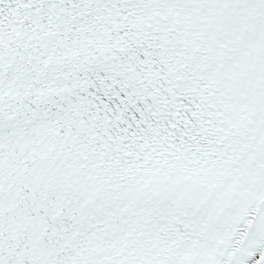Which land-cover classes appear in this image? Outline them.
<instances>
[{
  "label": "snow or ice",
  "instance_id": "1",
  "mask_svg": "<svg viewBox=\"0 0 264 264\" xmlns=\"http://www.w3.org/2000/svg\"><path fill=\"white\" fill-rule=\"evenodd\" d=\"M0 264H264V0H0Z\"/></svg>",
  "mask_w": 264,
  "mask_h": 264
}]
</instances>
